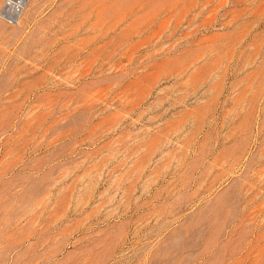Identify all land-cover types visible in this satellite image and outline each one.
Listing matches in <instances>:
<instances>
[{
	"label": "rangeland",
	"instance_id": "374dc122",
	"mask_svg": "<svg viewBox=\"0 0 264 264\" xmlns=\"http://www.w3.org/2000/svg\"><path fill=\"white\" fill-rule=\"evenodd\" d=\"M0 0V264H264V0Z\"/></svg>",
	"mask_w": 264,
	"mask_h": 264
},
{
	"label": "built area",
	"instance_id": "2783aa9c",
	"mask_svg": "<svg viewBox=\"0 0 264 264\" xmlns=\"http://www.w3.org/2000/svg\"><path fill=\"white\" fill-rule=\"evenodd\" d=\"M27 0H4L1 6V14L6 20H15L22 12Z\"/></svg>",
	"mask_w": 264,
	"mask_h": 264
}]
</instances>
